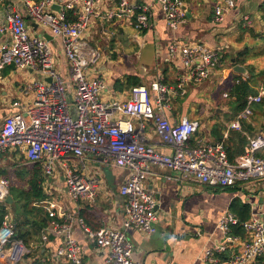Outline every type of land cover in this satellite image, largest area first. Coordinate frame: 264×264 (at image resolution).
Returning a JSON list of instances; mask_svg holds the SVG:
<instances>
[{"label": "built area", "instance_id": "obj_1", "mask_svg": "<svg viewBox=\"0 0 264 264\" xmlns=\"http://www.w3.org/2000/svg\"><path fill=\"white\" fill-rule=\"evenodd\" d=\"M56 1L24 0V3L38 27L62 40L72 83L71 100L64 80L55 70L50 41L31 36L25 17L8 7L5 10L7 25L0 31H8L11 40L0 43V70L10 66L29 69L52 82L33 81L27 88V92L36 94L33 107L4 120L0 129V156L10 149H20L27 163L40 164L50 181L59 179L60 173L55 169L58 163L65 194L77 206L86 201L94 203L98 197V180L83 174L86 157L129 170L130 177L119 188L124 221L119 228L105 226L94 230L87 225L79 209L69 210L55 200L37 202L34 206L45 210L49 219L40 240L26 245L18 236L13 217L7 214L0 228V264H23L28 255L43 248L51 237L63 239L56 251L61 264H84L83 248L75 237L77 227L99 249L108 251L104 264H137L128 233L131 230L149 235L156 232L158 202L146 185L151 166L172 169L180 174L181 181L195 179L210 188L235 187L249 179L264 178V157L260 155L264 151V134L248 138L244 154L231 161L224 141L191 146L190 142L201 129L200 122L187 116L175 123L170 121L167 112L171 109L172 95L183 96L186 83L201 84L218 69L221 55L203 44L184 45L175 40L168 46L169 57L180 59L187 71L176 90H170L157 80L150 87H133L126 102L101 98L106 89V78L96 75L101 53L86 40L93 20L116 18L142 32L151 27L153 6L159 5L167 26L176 31L187 20L181 0H151L139 7L129 0H120L117 12L108 18L97 11L103 0H70L59 13L48 11ZM235 6L236 0H216L214 22H224ZM69 11L73 19L68 16ZM103 34L115 36L108 31ZM262 81L258 94L247 97L246 107L230 123L231 129L242 130V122L253 114L252 106L264 100V78ZM153 92L157 93L155 101ZM146 122L153 124L161 143L171 149L169 154L147 143ZM8 196L10 183L0 179V205L7 204ZM238 221L230 210L220 218L217 230L226 243L204 248L203 264H257L264 257V223L253 215L243 224L245 238L234 237L230 226L237 225ZM233 247H238V251L227 259L222 258Z\"/></svg>", "mask_w": 264, "mask_h": 264}, {"label": "crops", "instance_id": "obj_2", "mask_svg": "<svg viewBox=\"0 0 264 264\" xmlns=\"http://www.w3.org/2000/svg\"><path fill=\"white\" fill-rule=\"evenodd\" d=\"M69 1L57 0L48 11L59 13ZM181 1L187 13V20L176 31L167 26L159 5L153 6L151 27L142 32L126 24V21L116 18L93 20L86 32V40L101 53L100 65L96 72L97 76L106 78V89L102 92L101 98L104 101H128L131 90L135 87L129 85L130 77L140 80L141 84L137 86L150 87L153 82L160 80L170 90H176L187 71L180 59L169 57L168 46L175 40L184 45L203 44L221 55L218 69L201 84L186 83V93L183 96L172 95L171 109L167 116L173 123L184 116H190V119L200 122L201 132L196 134L194 141L199 145L217 144L222 139L229 147L238 146L239 150L243 151L240 138L248 140L264 134L261 122L248 121L254 128L252 134L245 133L243 126L242 130L231 129L229 125L232 121L229 118L234 113L231 104L236 99L224 93L222 96L228 98V106L217 109L221 116L212 118L209 110L212 104L207 103L205 106L202 97L206 98L212 88L219 87L229 78L241 75L247 79L250 71L254 72L253 80L258 92L263 86L264 76L260 73L264 72V0H236L235 8L222 23L214 22L216 0ZM119 2L120 0H103L99 3L97 11L108 18L107 16L117 12ZM129 2L139 7L149 4L151 0ZM8 7L25 17L31 36L52 37L50 43L55 70L72 92L62 40L54 37L49 30L38 27L29 16L24 0H0V29L7 25L5 10ZM68 16L73 19L70 11ZM130 27L134 28L136 33L126 37L125 32ZM41 31L43 36H40ZM105 31L113 32L115 36H105L103 34ZM112 37L117 38L118 44L110 42ZM10 40L11 35L8 31H0V43ZM127 42L134 44L131 54L125 53ZM232 60H235V63ZM121 62H125L126 65H120ZM236 65L243 66L246 74L234 72L233 68ZM118 66L125 68L117 73L119 71L115 68ZM37 80L49 83L51 79L29 69L10 66L0 70V129L8 116L23 113L33 107L36 94L33 91L27 92V88ZM118 81L120 83L116 85ZM152 97L155 101L157 93L153 92ZM201 119H204V122H201ZM133 123L135 126L138 125L136 120ZM146 141L163 153L171 152L168 146L161 143L151 123L147 128ZM20 155L25 157L18 149L13 152L12 158ZM260 155L264 157V151ZM4 160L7 159L0 156V168L7 164ZM84 163V176L98 180V197L94 203L84 202L77 206L71 202L65 194L62 174H59L58 181L48 179L46 186L50 188L46 187L47 194L69 210L79 209L82 213L88 208L95 215L94 225L119 228L124 221L123 198L119 195V188L130 177L131 172L114 164L103 165L91 156L86 157ZM25 165L31 166L27 161ZM150 171L146 185L157 199L158 218L154 234H144L136 230L128 233V238L134 246L133 260L137 264H203L201 259L204 248H216L224 244L225 238L217 230V224L236 200L250 207V218L254 215L264 223V178L249 179L231 188H210L195 179L181 181L178 172L161 165H152ZM75 237L83 248L84 264H104L108 257L107 250L99 249L94 241L83 235L79 227L75 230ZM62 241V238L51 237L43 248L28 255L23 264H61L56 257V251L62 245ZM237 251L238 247H233L228 250L227 255Z\"/></svg>", "mask_w": 264, "mask_h": 264}, {"label": "trees", "instance_id": "obj_3", "mask_svg": "<svg viewBox=\"0 0 264 264\" xmlns=\"http://www.w3.org/2000/svg\"><path fill=\"white\" fill-rule=\"evenodd\" d=\"M249 51V50H246ZM264 76V72L260 73ZM254 72L250 71V74L247 79H244L243 76L237 75L233 78L234 85L230 90V97H234L236 99L235 102L231 104V107L234 111L230 121L236 119V117L244 110L246 107V99L249 95H257L258 91L254 85ZM129 85H140V80L138 78L130 77L128 79ZM120 82L118 81L116 85ZM253 114L249 120L255 122H261V129L264 132V100L261 103L254 104L252 106ZM249 120L243 121L242 126L244 127L245 133H250L254 131L251 123H248ZM242 127V129H243ZM199 130L197 133H200ZM196 133V134H197ZM196 136V135H195ZM193 137L191 146H197V143L194 142L196 137ZM220 141H223L222 139ZM225 143V142H224ZM240 143L243 147V151L239 150L238 146L234 148L229 147V145L225 144L227 153L231 161H234L237 157H240L244 154L245 146L248 143L246 138H240ZM24 159H26L24 157ZM27 161V160H26ZM14 165V164H13ZM14 177V183L10 186V195L12 196L15 203L21 204V217H18L15 223L18 236L21 238L26 245L30 246L32 243L38 242L40 240L41 230L45 228L49 219L46 212L34 206L35 203L46 200L49 196L46 194L44 183L46 182V176L43 172V168L40 164H34L31 166H26L21 171L18 172L16 170L11 174ZM0 176L9 177V174L5 172H0ZM25 183L27 185L26 188L19 187V185ZM9 204H1L0 205V228L4 222L5 217L7 216ZM230 212L238 218L237 225L230 226V234L234 237H244L245 238V230L243 224L249 220L250 218V207L246 204H242L241 201H234L230 208ZM81 216L86 221L87 225H89L94 230H97L100 225H94L93 220H95V215L92 211H89L88 208L84 209L81 213ZM230 253L222 255V258H229ZM257 264H264V257L259 260Z\"/></svg>", "mask_w": 264, "mask_h": 264}, {"label": "rangeland", "instance_id": "obj_4", "mask_svg": "<svg viewBox=\"0 0 264 264\" xmlns=\"http://www.w3.org/2000/svg\"><path fill=\"white\" fill-rule=\"evenodd\" d=\"M125 33H126V37H129L130 35H134L136 33V31H134V28L130 27L126 30ZM40 36H43L42 31L40 32ZM110 42H112V44H118L117 38L114 39V37H112V40ZM126 44L127 45L125 46V53L129 52V54H131L133 52L132 49L134 48V44L132 42H127ZM116 58H118V56H116ZM120 65H126V64H125V62H123V63L121 62ZM124 68L125 67H123V66H118L115 69L119 71L117 73H120L123 71ZM232 86H233V79L229 78L226 82L222 83V85H220L219 87L212 88V91L209 92V94L207 95L206 98L202 97L204 100L203 102H204L205 106L207 105V103L212 104L211 109H209L211 111L212 118L221 116L220 113L217 111V109H222L223 107L226 108V106H228V102H229L228 98H223L222 95L224 93H228V95H229V92H230V89ZM67 92H68L69 100H71L70 88L69 89L67 88ZM212 101H213V103H211ZM199 115H200V113H199ZM188 117H190V116H188ZM207 117L208 116L206 115V118ZM204 119H201L202 121L201 120L200 121L204 122ZM0 123H1V120H0ZM146 123H147V126H149L151 122H146ZM15 151H18V150L10 149L7 153L3 154V158L7 159V160H4V162L7 164L0 168V172H5L6 174L10 175L9 177L0 176V179H5V180L7 179L10 183V186L12 185V183H14V180H15L11 174L13 172H15L16 170H18V172H19L23 168H26V165H25L26 161L22 155H20L19 157L17 156L16 158H12L13 152H15ZM11 159H13V161H11ZM55 169L58 173L62 174L61 166L58 163L56 164ZM47 183H48V180L46 179V182L44 183L45 191H46ZM199 185L204 187V185H202V184H199ZM19 187L26 188L27 185L25 183H23V184L19 185ZM46 194H47V191H46ZM48 196L49 197L46 198V200H54V198L51 195H48ZM58 204L61 205V203H58ZM8 212L13 216L14 221L17 220L18 217L22 216L21 215V213H22L21 212V204L18 202V203H15V204L13 203L12 205H9L8 206Z\"/></svg>", "mask_w": 264, "mask_h": 264}, {"label": "water", "instance_id": "obj_5", "mask_svg": "<svg viewBox=\"0 0 264 264\" xmlns=\"http://www.w3.org/2000/svg\"><path fill=\"white\" fill-rule=\"evenodd\" d=\"M45 39H47L48 41H51L52 37L50 38L48 35H46L44 37ZM233 63H235V60H232ZM234 72L238 73V74H246V69L243 67V66H240V65H236L234 68H233ZM49 82H52V80H49ZM6 203L9 204V205H12L14 203V200L12 198V196H8L7 200H6Z\"/></svg>", "mask_w": 264, "mask_h": 264}]
</instances>
